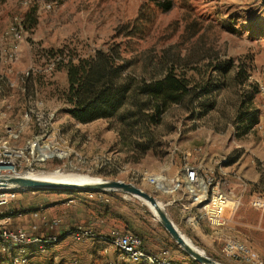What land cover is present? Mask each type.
I'll return each mask as SVG.
<instances>
[{
  "label": "rangeland",
  "instance_id": "1",
  "mask_svg": "<svg viewBox=\"0 0 264 264\" xmlns=\"http://www.w3.org/2000/svg\"><path fill=\"white\" fill-rule=\"evenodd\" d=\"M97 49L111 51L112 61L139 84L159 76L171 63L187 74H209L229 59L232 65L224 76L211 77L216 89L210 96L172 105L158 125L142 117L140 107L147 100L139 93L114 116L79 123L64 102L65 65ZM238 71L247 77L243 82L236 79ZM249 95L259 120L237 137L235 117ZM209 101L211 108L200 116ZM4 132L16 134L3 137L14 145L32 139L65 152L22 166L23 172L58 170L130 182L154 196L176 228L205 255L222 264H259L226 253L225 242L237 240L264 264V207L255 209L249 202L253 196L264 198V191L251 194L253 187L243 180L239 204L232 209L229 204L225 223L212 226L185 222L179 203L147 180L151 174L174 171L184 161L197 164L210 157L225 158V164L238 157L262 163L250 150L254 143L264 149V0H0V136ZM144 146L149 150L143 152ZM48 193L74 200L60 212L69 222L61 215L58 227L90 229L94 237L76 240L68 235L43 252L29 245L22 264H115L117 251L109 240L114 233L129 231V224L139 236L161 233L166 242L158 251L166 249L171 260L173 251L183 254L148 206L121 191H107L108 202L101 203L80 190L27 189L0 208L27 212ZM78 213L82 216L76 218ZM241 219L242 224L236 223ZM204 223L208 226L201 238L196 231ZM26 231L32 237L38 227ZM8 257L0 253V264H9Z\"/></svg>",
  "mask_w": 264,
  "mask_h": 264
},
{
  "label": "built area",
  "instance_id": "2",
  "mask_svg": "<svg viewBox=\"0 0 264 264\" xmlns=\"http://www.w3.org/2000/svg\"><path fill=\"white\" fill-rule=\"evenodd\" d=\"M257 129H262L258 124ZM15 136L10 133L9 136ZM63 155L65 152L58 153L49 150L45 143H38L28 139L21 145H14L8 140L0 138V176L23 175L22 166L36 165L53 155ZM58 155V156H59ZM226 161L222 158L217 162V167ZM147 180L153 184L155 190L170 194L172 201L179 203V213L183 215L187 223H199L206 221L209 225L219 226L225 223L224 213L230 204V209L239 204L240 194H231L225 189L226 181L213 169L204 167L202 164H190L184 161L179 170L169 175L162 171L151 174ZM241 189L245 188V183L240 181ZM25 190V189H24ZM23 189L18 188H0V207H4ZM88 196L95 198L103 203L108 202L107 191L87 192ZM250 205L255 209L264 207V198L253 196L250 199ZM13 210L3 212L0 210V253H8L9 264H22L25 262L24 251L29 245H35L38 251L43 252L53 243L59 242L63 237L70 235L76 240L84 238H93L94 234L90 229H81L76 227L72 230L60 231L57 235L52 233H41L29 235L21 228H10L7 226ZM20 216L21 212L15 213ZM33 217L38 216V211L32 213ZM48 228L54 229L60 225V220L54 218L46 224ZM37 224H32L30 230L35 231ZM111 245L117 251V260L115 264H175L169 257L166 249L157 253H149L142 248V238L131 232L114 233L109 240ZM13 248V251L10 249ZM224 249L226 253H236L248 259H256L261 264V260L245 244L237 240L225 242ZM114 264V263H111Z\"/></svg>",
  "mask_w": 264,
  "mask_h": 264
},
{
  "label": "trees",
  "instance_id": "3",
  "mask_svg": "<svg viewBox=\"0 0 264 264\" xmlns=\"http://www.w3.org/2000/svg\"><path fill=\"white\" fill-rule=\"evenodd\" d=\"M35 18H31V24ZM57 52L62 53L61 49ZM111 51L97 49L94 53L83 59L69 60L65 65L67 88L64 91V102L68 104V114L79 123H88L99 118H110L136 93L144 96L147 106H141L142 117L150 125H158L161 116L172 106L181 104L189 98L200 101L210 96L216 89L212 83V76H224L232 65V60L219 68L214 65L208 74L199 70L187 74L176 69L171 63L167 65L159 76L139 84L131 73L124 74L121 66L113 61ZM238 71L236 79L243 82L244 77ZM123 74V75H122ZM214 74V75H213ZM200 113V116L211 108L212 101ZM138 113V112H137ZM259 112L252 104V95L247 101H241L235 117L238 134L237 137L248 133L258 123ZM143 152L149 147H142Z\"/></svg>",
  "mask_w": 264,
  "mask_h": 264
},
{
  "label": "crops",
  "instance_id": "4",
  "mask_svg": "<svg viewBox=\"0 0 264 264\" xmlns=\"http://www.w3.org/2000/svg\"><path fill=\"white\" fill-rule=\"evenodd\" d=\"M5 134L6 133L4 132L3 134L4 136L2 135L0 136V138L7 136ZM21 140H23V137H20L15 142L16 143L21 142ZM253 146L254 148L251 149L250 152H257V154H259L256 156H259V158H261L259 159V162H262L261 164H258V161L249 159L248 157L247 158L238 157L237 159H234L231 163L229 164L223 163L219 167L216 166L217 162L221 160L219 159V157H210L208 161H204V159H202V161L199 163L202 164L204 167L215 170L216 172L219 173V175L221 174L222 178L226 181V185H224V187L231 194H234V195L241 194L240 192L242 191V189H241V185L239 181L244 180L246 181V183H248L247 185L249 187L251 188L253 187L251 194L260 195L261 193L259 192L264 191V175L261 170V168H263L264 170V149L261 148L259 144L256 145L254 143ZM179 168H180V165L178 166L177 169H175L172 172H168L167 174L171 175L175 173L177 170H179ZM64 200L66 201L64 202ZM73 201L74 200L72 197H69V198L65 196L59 197L58 195H52L48 193V194H43L41 196V201L40 202L37 201L38 203L37 205H34L35 206L34 208L28 209L27 212L22 211L20 216L15 215V213H18L20 211L14 207L12 208L8 207L7 209L0 208V210L3 212H6L7 210L14 211V214L11 215L10 220L7 223L8 227L30 230L31 225L35 223L37 224V227H38L37 235L38 233L47 234V233H53L54 229L56 230L57 228H59L58 231L60 232L63 228V226L61 228L55 227L54 229L50 230L46 224L50 223L52 219L60 218L62 215L63 219H65V221L67 220L66 222H69L68 221L70 220L69 217H67L66 214L65 215L60 214V212L63 213L65 211L66 206H68L69 204H73ZM37 206H39V209ZM36 211H38V216L35 218L33 217L32 213ZM81 216H82L81 213H78L75 215L76 218L81 217ZM239 216L240 215H237V217ZM242 216L244 215H241V217ZM0 218H1V215H0ZM94 219L97 220L98 215H95ZM242 220L243 219H241L240 222H236V223L242 224L243 223ZM205 226H208V225H206L205 223L200 225L198 230L196 231L198 234L201 235L200 236L201 238H205V235H203V232H202V228H206ZM130 229H132L133 231L134 226L129 224L127 229L125 230L131 231ZM140 237L142 238V248L149 253H157L158 250L160 249L159 247L164 245L166 242L165 239L163 238V235H161V233L158 235H154V238H152V236H149L150 237L149 238L148 236L141 235V234H140ZM102 239L104 238L102 237ZM173 252L174 253L176 252V255L172 258V261L175 264H188L189 262H191L190 260H192V259H189V257L185 255L184 253L181 254L177 250ZM138 264H143V263H138Z\"/></svg>",
  "mask_w": 264,
  "mask_h": 264
},
{
  "label": "water",
  "instance_id": "5",
  "mask_svg": "<svg viewBox=\"0 0 264 264\" xmlns=\"http://www.w3.org/2000/svg\"><path fill=\"white\" fill-rule=\"evenodd\" d=\"M0 188L18 189H48V190H80L84 192L121 191L145 200L154 210L160 225L166 230L170 238L180 247L185 255L198 264H222L205 255L198 247L194 246L173 224L167 216L162 205L151 194L143 191L130 182L123 180L103 179L87 183H69L30 178L25 175L0 176Z\"/></svg>",
  "mask_w": 264,
  "mask_h": 264
},
{
  "label": "bare ground",
  "instance_id": "6",
  "mask_svg": "<svg viewBox=\"0 0 264 264\" xmlns=\"http://www.w3.org/2000/svg\"><path fill=\"white\" fill-rule=\"evenodd\" d=\"M23 175L28 176L30 178H35V179L58 181V182H69V183H87V182L101 181L99 178H94V177H90L87 175H81V174L71 173V172H61L58 170L43 171V172L27 171V172H24ZM141 200L143 201V203H145V205L148 206L152 214L156 216L153 208L145 200L143 199ZM159 204L162 205L160 202Z\"/></svg>",
  "mask_w": 264,
  "mask_h": 264
}]
</instances>
